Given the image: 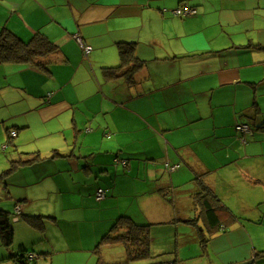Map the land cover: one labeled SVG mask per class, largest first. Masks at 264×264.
Here are the masks:
<instances>
[{"label":"crops","instance_id":"crops-1","mask_svg":"<svg viewBox=\"0 0 264 264\" xmlns=\"http://www.w3.org/2000/svg\"><path fill=\"white\" fill-rule=\"evenodd\" d=\"M5 28L58 51L48 71L0 64V173L16 165L0 199L21 206L23 242L0 262L32 249L116 263L104 254L114 245H98L127 216L150 225L156 257V236L169 244L184 229L176 257L152 264H264V0H0ZM129 43L141 64L106 76Z\"/></svg>","mask_w":264,"mask_h":264},{"label":"trees","instance_id":"trees-1","mask_svg":"<svg viewBox=\"0 0 264 264\" xmlns=\"http://www.w3.org/2000/svg\"><path fill=\"white\" fill-rule=\"evenodd\" d=\"M119 48L122 65L117 68H106V76H112L113 70L116 71L130 65L137 66L141 64L135 57L134 44H121ZM57 51V46L42 33L35 34L29 41H24L8 28L0 32V64H30L48 71L46 59L57 53ZM250 127L254 132L251 125ZM15 167L16 165H14L12 170ZM213 198L217 199L215 196ZM207 211L212 222H214V209L208 207ZM36 217L39 216L28 215L25 218L30 225L40 228L41 225L35 220ZM0 238L3 246L11 250L15 239V231L10 212L4 209H0ZM116 244H123L125 246V258L123 261H118L113 264H130L136 260L153 258L151 253L150 225L138 224L131 217L123 216L119 218L110 232L102 238L98 245V250L103 245ZM20 253L10 256V259L15 264H28L27 261H33L27 251H21ZM98 264H106L101 255H99Z\"/></svg>","mask_w":264,"mask_h":264},{"label":"rangeland","instance_id":"rangeland-1","mask_svg":"<svg viewBox=\"0 0 264 264\" xmlns=\"http://www.w3.org/2000/svg\"><path fill=\"white\" fill-rule=\"evenodd\" d=\"M115 163H116V165L122 164L123 166H126L127 165V160L124 159V158H117V159H115ZM166 165H167V167L170 170H176L179 167V165H177V164H174V165L166 164ZM13 167H14V165H12V163H11L9 168H8V170H6L4 172H1L2 173L1 177L8 176L7 174H9L10 169L13 168ZM144 188H146V187H144ZM0 209L9 210L11 212V218L13 219L12 216L15 215L14 211L16 212V210H15L16 207H15V205H13L11 199H7V198L2 197L0 199ZM33 215L34 214H32V216ZM23 219L24 220H22V222H23L22 224L23 225L24 224L29 225L27 222H25V218H23ZM35 220L41 225L40 228H42L44 222H46L41 217H36ZM12 224H16V223L12 221ZM30 228H34V227H30ZM15 229H17V236L19 238V235H20L19 233L22 232L23 230H22L21 226H18ZM180 231H181L182 234H179V236H177V241L181 243L183 240L185 241L187 239V237L185 236L184 229H182ZM170 232L172 233V229H170L168 232L162 233L163 237H166V235L169 234ZM160 235L161 234L156 236V239H158V241H157L158 243L157 244L153 243V253H157L158 254L160 252H162V253L164 252L163 254H165V255L160 256V257L159 256L158 257L153 256V258H149V259L136 260V261L131 262L130 264H152V263H155L157 260H159L161 257H162V259L166 258L168 260H171V257L175 258L177 253H173L171 251V249L173 250L174 247H172V246H173L174 242L176 241L174 236L171 235V238H172V242L171 243L162 244L161 242L164 241V240H160L162 238V237H160ZM163 239H165V238H163ZM22 243L23 242L20 239H19V241L16 239L14 241L13 245H12V248H11L10 252L13 251V249L16 250L15 249L16 247H17V249H20L19 245L22 244ZM168 245L170 247L169 251L167 250ZM57 248H59V247L57 246ZM33 251H36V250H32V249L28 250L30 256H31L30 253L33 252ZM125 251H126V248H125V246L123 244H116L114 246H111L110 248H107L106 251H104V254H105L106 260L108 262H116V261H123V259L125 258ZM5 252H7V249L2 246V249L0 248V259H2L1 257L3 255H5ZM60 253H61V255H59V257H55V258L53 257L54 253H50L49 252V253H46V254H41L42 258L39 257L38 260L37 259L34 260L35 258H33V261H27V263L28 264H66V263L88 264V262H89V264H94L93 262L90 263V260H87L88 256H90L91 253H88V256L85 255L83 252L70 253V254L69 253H64V252H60ZM184 253L185 252H182V254H184ZM13 254L16 255V254H21V253L18 252V253H13ZM95 256L96 257L94 258V261H95V264H97V262H99V260H98L99 257L97 255H95ZM208 260L209 259L207 257L205 258V256L204 257L201 256V257H196V258H193V259L189 260L187 262V264H208L207 263ZM0 264H14V261L10 260V259L3 260V261L0 262Z\"/></svg>","mask_w":264,"mask_h":264},{"label":"built area","instance_id":"built-area-1","mask_svg":"<svg viewBox=\"0 0 264 264\" xmlns=\"http://www.w3.org/2000/svg\"><path fill=\"white\" fill-rule=\"evenodd\" d=\"M173 13H175V14H177V15H194V14H196L197 13V10L196 9H193V8H188V7H185V8H177V9H175L174 11H173ZM76 38H77V40H78V42L81 44V46H82V48H83V50H84V53H85V55H88L91 51H92V47L90 46V45H86L84 42H83V40H82V38L78 35V36H76ZM237 130L239 131V132H242V133H245V134H252L253 133V131L251 130V127H250V125L249 124H245V123H243V124H238L237 125ZM12 135H16V132L15 131H13L12 132ZM97 199H99V200H101V199H103V198H105V196H106V191H105V189H103V188H99L98 190H97ZM21 206H19V205H17L16 206V211L18 212V213H21ZM30 258H32L33 259V254H31V256H30Z\"/></svg>","mask_w":264,"mask_h":264}]
</instances>
